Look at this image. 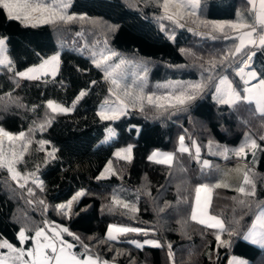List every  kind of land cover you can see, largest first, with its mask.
Listing matches in <instances>:
<instances>
[{"label": "trees", "instance_id": "obj_1", "mask_svg": "<svg viewBox=\"0 0 264 264\" xmlns=\"http://www.w3.org/2000/svg\"><path fill=\"white\" fill-rule=\"evenodd\" d=\"M160 2L162 0H71L68 13L84 15L88 19L55 25L38 24L35 27L8 18L6 11L0 8V38L6 41V51L14 71L39 64L57 51L60 43L84 33L95 34L89 51L85 53L63 49L57 73L43 83L25 80L16 86L9 75L0 70V126L11 132H27L33 127V121L40 123L50 116L48 100L71 107L81 91L87 93L76 103L73 111L55 115L50 127L42 132L35 131L31 136L33 143L18 169L21 173L35 172L43 181V191L31 181L21 189L10 179L7 170H0V239L21 246L17 237L22 227H27V234L32 236L47 221L67 227L84 244L114 264H131L133 260L135 264H171L168 244L172 246L175 264H227L231 254L246 258L250 264H264V249L242 237L256 211L264 204V140L260 139L264 137V115L257 113L252 103L219 104L212 97L216 79L186 111L161 114L156 108L146 105L144 112L138 108L129 110L128 115L116 121L104 120L99 115L100 103L115 98L112 91L122 94L110 79L105 78L104 68H97L93 63L97 56L95 51L100 48L107 51L105 54H118L110 60L113 63L125 60L118 74L122 87L132 88L139 83L137 77L143 73L138 71L146 67L145 93L163 96L171 91L162 87L167 82L201 80L202 75L206 77L208 73L200 64L207 67L208 60L219 59L238 44V34L232 31L226 30L228 39L221 33H213L216 36L213 39L208 35L209 29L190 19L182 21L184 28L161 19ZM238 13L244 15L247 23H253L249 0H202L198 15L206 21L236 22ZM172 32L175 33L174 40L170 39ZM182 49L190 50L194 55L186 54ZM250 51L256 53L251 68L264 78V48L245 49V52ZM241 56L231 66L227 63L219 66L214 73L217 78L229 73L240 90L242 83L235 69ZM34 107L35 111L32 110ZM109 126L115 128L117 135L112 141L103 143ZM245 133H250L260 146L255 151L256 163L246 167L257 174V195L254 206L242 208L233 199L241 198L235 188H213L209 212L220 216L226 226L237 230V235L231 237V245L224 247L215 239L217 229L201 225L190 217L196 188L205 183L214 185L209 171L215 166L233 167L241 159L212 156L208 151L209 141L236 146ZM182 135L185 142L194 140L199 144V161L193 150L192 154L178 152ZM40 140L50 142L45 146L46 151L38 150L36 141ZM130 142L133 143L131 162L114 156L118 146ZM53 148L57 150L56 158L45 162L47 151ZM154 148L173 151L176 154L173 164L168 166L150 160L148 155ZM205 158L210 159L211 168L202 169ZM110 161L117 174L98 179ZM28 187L33 188L34 196L29 197ZM81 189L86 191V195L73 205L70 218L55 210V205L66 202ZM142 189L151 195L138 191ZM113 195L135 204L139 211L134 216L120 209L108 211L105 206L110 204ZM41 199L46 201L47 211L35 203ZM29 200L34 203H29ZM166 204L169 207H165ZM161 208L164 211H158ZM234 220L239 222L238 225L233 224ZM110 224L154 231L148 236L128 233L118 241L99 243L105 238ZM64 237L70 243H76L74 251H82L72 236L64 233ZM149 238L159 240L163 247L146 246L140 250L131 243ZM223 238L228 239L227 232ZM31 243L29 239L24 246ZM117 251L123 254L117 256Z\"/></svg>", "mask_w": 264, "mask_h": 264}, {"label": "snow or ice", "instance_id": "obj_2", "mask_svg": "<svg viewBox=\"0 0 264 264\" xmlns=\"http://www.w3.org/2000/svg\"><path fill=\"white\" fill-rule=\"evenodd\" d=\"M252 4L253 23H247L244 15L238 13V20L236 22L231 21H206L200 19L198 13L201 8L202 0H162L158 6L163 11L161 19H167L174 22L180 28L185 27V23L182 21L192 20L193 23L202 25L209 29L208 35L216 39L213 33L223 34L225 39H228V31L237 33L238 44L230 48L223 55L217 58L208 60L207 67L205 64L199 66L204 69L208 74L203 76L201 80L197 82H167L162 87L170 88L167 94L158 96L155 93H145L144 87L147 79V68H142V75H138L137 80L139 83L134 87L129 88L127 86H121L118 74L119 70L125 64V60L121 59L119 63L110 65L108 62L118 54L115 52H109L108 54H100L99 59H93V63L97 68H104L105 78L111 79L112 85L116 89L122 91V95L118 91H112V95L115 100L111 103L106 102V106L102 107L99 115L104 120L116 121L121 117L128 115L129 110L139 109L140 112H144L145 106H152L156 108L161 114L169 111H186L188 106L201 96L210 84L217 79L214 76L216 69L224 64L231 66L232 62L236 61L238 56H241L239 66L236 68V74L243 82V92L245 95L241 96L240 91L233 85V82L226 76H220L218 83L215 84V96L214 99L219 104L234 106L240 101H246L248 103H255L256 109L259 114L264 115V78H260L259 74L251 69V62L256 55L255 51L245 52V49L250 48H264V0H259L257 7V0H249ZM71 7V0H0V8L6 11L8 18L21 21L22 23L31 24L33 27L38 24H57L68 23L75 20H86L88 17L84 15L69 14L68 9ZM175 9V11H173ZM92 23H96L92 21ZM163 30V25L161 26ZM258 28L260 29L258 31ZM190 31L192 29H189ZM228 30V31H226ZM203 35V33H199ZM170 39H175V35H171ZM5 39L0 38V67L12 66V60L6 55ZM189 55H194L190 50L182 49ZM200 59V58H197ZM60 58L59 53L53 55L48 60L43 61L42 64L30 67L26 71L17 72L16 75L29 80H39L49 73L55 76L59 69ZM251 69V70H249ZM253 81H258L253 83ZM94 83V82H93ZM86 91H81L79 95L72 102L71 107H65L63 104L57 103L54 100L47 101V108L50 110L51 115L48 116L43 122L37 123L33 121V127H30L27 132L20 131L19 133H12L6 131L3 127H0V170H7L9 177L14 181L21 189L27 187L28 182L31 181L36 187L43 191V181L35 174V172L21 173L18 169L23 160L25 154L28 152L29 147L32 145L33 140L31 136L35 131H44L47 127H50L55 115L66 114L74 110L76 103L79 102L85 95ZM10 96V94H9ZM35 111V107L32 109ZM106 141H110L116 137L114 129L109 128ZM264 140V137H260ZM39 145V151H46L45 146L49 144V141L40 140L36 141ZM7 144V148L5 147ZM195 150V158L199 161L200 158V146L195 141H192ZM214 142L209 141V149L213 147ZM19 146V148H17ZM219 152L215 153L222 155L225 159L228 158V154L232 153L236 157L244 158L248 152L251 151L255 158V151L260 147L257 144L256 139L248 133H245L244 142L236 149H229L226 146L222 147L215 145ZM56 149L47 151L46 161L55 159ZM178 152L192 154L190 149L185 144V136L179 137ZM116 157L127 162L132 160V146L129 145L126 148L120 149L115 153ZM175 153H161L159 151L153 152L149 157L156 163L171 166L175 159ZM212 165L208 160L202 161V169L211 168ZM39 171V165L36 166V172ZM109 175H116L115 169L111 166V161L105 168L104 173H101L98 179H106ZM256 173L251 168H246L242 173V185L236 189L241 194V198H233L237 201L238 206L242 208H251L255 204V197L257 195ZM228 187L226 183H216L214 185L200 184L196 188V208L191 213V220L198 221L201 225L217 229L215 239L220 246L228 247L231 245V237L237 235L235 227H228L225 221L218 215H211L208 211L211 204V192L213 188ZM29 197L35 195L33 188H27ZM144 191V194L151 195L146 189L138 190ZM205 193L203 203L201 202V193ZM86 195V191L81 189L71 196L66 202L55 205V210L70 218L72 215L73 205L78 203L79 199ZM139 197H137L138 201ZM29 203H34L29 200ZM44 207L47 211L48 205L44 200L35 201ZM108 211L112 212L116 209L124 211L126 214L134 216L139 208L128 201L121 199L117 195L111 197L109 205L105 206ZM169 207V205H165ZM162 212L164 209H158ZM238 221H233L234 225H238ZM47 229V231H46ZM29 229L22 227L18 233V240L21 247H16L11 242L0 239V249H6L7 251H0V264H114V261L110 262L107 259L101 257V255L91 249L89 245L84 244L79 236L71 233L67 227L62 225H56L54 222H44V227H39L35 230L34 235L29 236ZM154 231L152 229L131 227L121 224H110L107 227L105 238L101 239L99 243L105 244L108 242L118 241L122 236L128 233H139L144 236H148L149 232ZM227 232L228 239L223 238V234ZM67 233L73 237L75 242H78L82 248L81 252L74 251L76 243H70L64 239L63 234ZM31 239L33 246L25 249L23 245ZM89 239H93L89 237ZM243 239L252 245L259 246L264 249V211L255 217L251 228L243 236ZM135 244L137 249L143 250L146 246L161 248L159 240L145 239L142 243L138 241H131ZM168 257L171 264H175L174 253L171 251V244L167 245ZM117 251V256L122 255ZM135 264V260L131 262ZM229 264H250L249 261L244 259L233 258Z\"/></svg>", "mask_w": 264, "mask_h": 264}, {"label": "rangeland", "instance_id": "obj_3", "mask_svg": "<svg viewBox=\"0 0 264 264\" xmlns=\"http://www.w3.org/2000/svg\"><path fill=\"white\" fill-rule=\"evenodd\" d=\"M173 11H175V9H173ZM163 12V11H162ZM215 21H224V20H215ZM173 34H175L174 32H172L170 35H173ZM94 36H95V34H94V32H88V33H84V34H82V35H80L79 37H77V38H75V39H71V40H68V41H66V42H64V43H60L59 44V47H58V49H57V51H55L54 53H52V54H50L49 56H47V57H45L39 64H36V65H32V66H29V67H27V68H25V69H23V70H21V71H26L28 68H30V67H35V66H38V65H40V64H42L43 63V61H45V60H48L50 57H52L53 55H56L57 53H59V58H60V53H61V51L63 50V49H70V50H73V51H76V52H80V53H85L86 51H89V49H90V43L93 41V38H94ZM5 47V50H6V46H4ZM107 51H104V48H100L99 49V51H95V53L97 54V56L95 57V59H99L100 58V54L101 53H103V54H105ZM6 55L8 56V54H7V51H6ZM9 57V56H8ZM110 65H112V64H116V63H119V62H115V63H113L112 61H109L108 62ZM112 63V64H111ZM252 63H253V60H252V62H251V66H252ZM60 65V64H59ZM4 70L8 75H9V77L13 80V82L16 84V86H19L23 81H25V80H29V79H24V78H21V77H19V76H17L16 75V73L17 72H21V71H14L13 69H12V66H11V68H9V67H0V70ZM251 69H253V68H251ZM251 69H249V70H251ZM255 70V69H254ZM256 71V70H255ZM235 72H236V69H235ZM57 73V72H56ZM135 73V72H134ZM138 73L139 74H142V71L141 70H139L138 71ZM224 75H226L232 82H233V85L237 88V90L238 91H240V93H241V96H243V95H245V93L243 92V88H244V85H243V82L241 81V83H242V89L240 90L239 88H238V86L237 85H235V83H234V81H233V79H232V77L230 76V74L229 73H223L222 75H220V76H224ZM219 76V77H220ZM52 77H54L53 75H51L50 73L47 75V76H44V77H42L41 79H39V80H30V81H35V82H43V81H47V80H49V79H51ZM218 77V78H219ZM218 78H217V80H216V82H215V84L216 83H218ZM118 79H119V82H120V78L118 77ZM111 80V79H110ZM178 81V80H177ZM177 81H173V82H177ZM183 82V81H182ZM256 82H258V81H253V83H256ZM215 84H214V88H213V91H212V97H213V99H214V96H215ZM122 95V94H121ZM115 100V98H112V99H109V100H105L104 102H101L100 103V105H99V113H100V111H101V109H102V107H105L106 106V102H108V103H111L112 101H114ZM214 100H216V99H214ZM57 103H59V102H57ZM61 104V103H60ZM252 105H253V107H254V109H255V111L258 113V111H257V109H256V105H255V103H252ZM65 106V105H64ZM65 107H67V106H65ZM1 127V126H0ZM109 128H111V129H114L115 130V128L113 127V126H109L107 129H106V133H105V136L103 137V139H102V142L103 143H106L105 141H106V137L108 136V129ZM6 130V129H5ZM6 131H9V130H6ZM9 132H11V131H9ZM115 132H116V130H115ZM12 133H19V132H12ZM248 134H250V133H248ZM251 135V134H250ZM253 138V137H252ZM114 139V138H113ZM112 139V140H113ZM112 140H110V141H112ZM244 140H245V136H244V138L242 139V141H241V143L239 144V145H236V146H232V145H225V144H221V143H219V142H216V141H213L214 142V145H213V147L211 148V150L209 149V147H208V151L210 152V154L212 155V156H216V157H221V158H224L222 155H218V154H215V153H217V152H219L221 149H218L217 147H215V145H219V146H221V148L222 147H224V146H226L227 148H229V149H236V148H238L243 142H244ZM110 141H107V142H110ZM194 141V140H193ZM185 144L190 148V149H192L194 152H195V150H194V146H193V144H192V141L191 142H185ZM129 145H131L132 147H133V143L132 142H130V143H128V144H126V145H122V146H118L116 149H115V151H114V156L116 157V155H115V153L118 151V150H120V149H123V148H126V147H128ZM178 147H179V145H178ZM133 149V148H132ZM156 151H159V152H161V153H174L173 151H171V150H164V149H159V148H154V149H152L151 151H150V153H149V155H148V157H150L152 154H153V152H156ZM132 154H133V151H132ZM233 156H235V155H233L232 153H229L228 154V157H233ZM246 159H248V161L246 160ZM204 160H208L209 162H210V159H207V158H205V159H203V161ZM256 163V157L254 158L253 157V155H252V152L251 151H249L248 152V154H247V156L246 157H244V158H241L240 159V161L236 164V165H234L233 167H230V166H215L212 170H210L209 171V175H210V177H212V180L214 181V184H216V183H226V184H228V187H230V188H235V189H237L238 187H240L241 185H242V173H243V171L246 169V167H247V165H254ZM108 164H109V162L107 163V165L105 166V168L108 166ZM112 166V165H111ZM105 168L101 171V173H104V170H105ZM101 173L99 174V177H100V175H101ZM105 175L108 177L109 176V174L108 173H105ZM40 179V178H39ZM41 180V179H40ZM206 184H209V183H206ZM210 185V184H209ZM211 186V185H210ZM204 197H205V193H201V202L203 203V200H204ZM211 198H212V192H211ZM196 208V196H195V200H194V204H193V207H192V211H193V209H195ZM208 211H209V209H208ZM262 211H264V204L263 205H261L259 208H258V210H257V212H256V214H255V217L257 216V215H259ZM210 213V212H209ZM211 214V213H210ZM211 215H213V214H211ZM255 220V219H254ZM51 224V223H50ZM149 239H153V238H149ZM4 240H7V239H4ZM8 241V240H7ZM134 241H138V240H134ZM138 242H143V241H138ZM13 244V243H12ZM15 245V244H14ZM16 247H19V246H17V245H15ZM0 251H4V252H6L7 250L6 249H0ZM238 258V259H244V260H247L246 258H244V257H241V256H238V255H232L231 256V258L233 259V258ZM231 259V260H232ZM230 260V261H231ZM248 261V260H247Z\"/></svg>", "mask_w": 264, "mask_h": 264}, {"label": "crops", "instance_id": "obj_4", "mask_svg": "<svg viewBox=\"0 0 264 264\" xmlns=\"http://www.w3.org/2000/svg\"><path fill=\"white\" fill-rule=\"evenodd\" d=\"M258 5H259V0H257V7H258ZM13 81V80H12ZM35 82V81H34ZM43 82H45V81H43ZM43 82H38V83H43ZM22 84V83H21ZM20 84V85H21ZM16 85V84H15ZM19 85V86H20ZM257 212V211H256ZM256 214V213H255ZM254 219H255V215H254V217H253V220H252V222H251V224H250V226L245 230V232L243 233V235H242V237L247 233V231L251 228V226H252V223L254 222ZM44 227V226H43ZM46 231H47V229H46ZM63 236H64V234H63ZM64 239L65 240H67L65 237H64ZM68 241V240H67ZM69 242V241H68ZM33 246V241H32V243L28 246V247H25L24 245H23V247L25 248V249H28V248H31ZM19 247H21V246H19ZM233 254H231V255H229V257H228V260H227V264H229V262H230V260L232 259L231 258V256H232Z\"/></svg>", "mask_w": 264, "mask_h": 264}]
</instances>
